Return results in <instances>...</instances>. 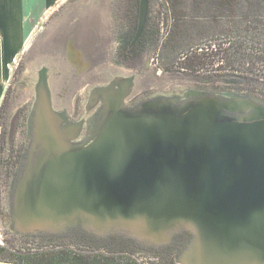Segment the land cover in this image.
Instances as JSON below:
<instances>
[{"label": "water", "instance_id": "obj_1", "mask_svg": "<svg viewBox=\"0 0 264 264\" xmlns=\"http://www.w3.org/2000/svg\"><path fill=\"white\" fill-rule=\"evenodd\" d=\"M148 3L139 0L131 46ZM133 88L132 77L98 88L101 117L77 142L83 123L53 109L40 72L13 189L17 229L119 232L154 245L188 231L179 264H264V105L195 92L127 110Z\"/></svg>", "mask_w": 264, "mask_h": 264}, {"label": "rangeland", "instance_id": "obj_2", "mask_svg": "<svg viewBox=\"0 0 264 264\" xmlns=\"http://www.w3.org/2000/svg\"><path fill=\"white\" fill-rule=\"evenodd\" d=\"M20 1L0 0V5H4L3 9L0 6V26L6 25L13 3ZM129 3L130 0H53L50 7L38 10L37 17L26 18L22 38L8 39L0 34V207L9 205L12 183L19 171L23 148L29 140L26 122L33 101V88L28 81L35 78V71L41 67L54 104L69 110L74 107L77 117L88 108L90 84L104 80L105 72L133 76L137 96L130 103L154 97H175L187 92L219 97L242 94L243 82L240 84L231 77H213L205 72L198 76L162 72L157 67L153 47H148L138 58L126 64L120 63L117 58L120 37L128 31L122 11ZM29 12L33 13V9H27L26 13ZM82 20L96 22L98 27L95 52L89 56V49L84 51L83 62L76 61V50L83 49L76 33V36H70L74 40L56 38L55 42L52 39L57 32L70 35L71 31L78 30L77 25ZM51 42H55V46ZM57 46H62V50L59 51ZM67 46L74 58L67 52ZM89 58L93 64L84 65ZM253 93L251 96L264 104V92ZM2 230L0 228V264H179L168 250L154 249V244L143 243L119 232L96 235L83 229L19 236L6 232L4 235ZM85 231L91 234L89 239L84 235ZM112 235L127 237V241L112 240ZM99 238L104 240L99 242Z\"/></svg>", "mask_w": 264, "mask_h": 264}, {"label": "trees", "instance_id": "obj_3", "mask_svg": "<svg viewBox=\"0 0 264 264\" xmlns=\"http://www.w3.org/2000/svg\"><path fill=\"white\" fill-rule=\"evenodd\" d=\"M138 6L139 0H130L122 11L128 31L120 37L118 60L128 63L153 47L162 72L231 77L243 82L242 95L261 103L251 94L264 92V0H149L143 31L131 46ZM189 237L180 232L170 255L185 248Z\"/></svg>", "mask_w": 264, "mask_h": 264}, {"label": "flooded vegetation", "instance_id": "obj_4", "mask_svg": "<svg viewBox=\"0 0 264 264\" xmlns=\"http://www.w3.org/2000/svg\"><path fill=\"white\" fill-rule=\"evenodd\" d=\"M79 19H81V18H79ZM83 22H84V20L79 21V23H78L77 26H79ZM77 26H75V27H77ZM71 32H70V34H71ZM59 34H61V36H59ZM59 34L57 32L54 35H56V38H58V39L59 38L62 39V37H64V34L69 35L68 33H62V32L59 33ZM120 63L126 64V63H124L122 61H120ZM40 72H42V67L39 68V69H37L35 71V78L34 79L31 78L28 81L29 84H32L31 87L33 88V101H32L31 109L29 111V115L27 117V122H26V126H27V136H28V139L29 140L27 141L25 147L23 148L24 155L20 159L19 171H18L17 176L15 177V179L13 180V183H12V191L9 194L10 195L9 205L7 207H0V228L4 230V231L2 230L3 233H4V235H5V232L8 235L9 234H13V235H19V236L28 235V234H31V233H44V232L54 233V232H52L50 230H35L34 232H27V233L20 232L17 229V226L14 224L13 217H12V215L14 213V208H13V196H14L13 189H14V183H15L17 177L20 175V173L22 171V168H23V160L25 158V153H27L28 148H29V145H30V138H29L30 133H29V130H28V119H29V117L31 115L32 107H33V104H34V101H35L36 85H37V82H38V79H39ZM105 73H107V74L106 75L104 74V76H103L104 77V80L99 81V82H92L90 84L89 89H88V93H87L88 108L83 113V115H80L79 117L76 116L77 114L74 115L75 114L74 107H72V109L69 110L67 107H59L58 105L54 104V102L52 100V96H51V91H50V88H49V83L47 81L48 91L50 93V100L52 102L53 109L56 112L63 113L64 116H65V118L69 122H71V123H76V122H82L83 123L82 133H81L80 137L77 139V142H82V141L87 140L90 127L92 125H94L95 123H97L98 120L101 117L100 111H101V108H102V103L100 101L95 102V97H96V94H97V89L98 88H102V87H108L110 85H114V87L117 88V90H118L125 83V81H126L127 78H129V77H132L133 78L132 75H129V74L126 75L125 73H114V75L113 74L111 75L110 72L109 73L108 72H105ZM123 74H125V75H123ZM89 80H92V79H89ZM191 93H195V92L178 93L177 95H175V97H179L180 98V102H181V101H183L187 97V95H190ZM136 96L137 95H136L135 90L133 88L132 94L124 99L123 105H124V108L125 109H127V110L128 109L129 110L130 109L131 110L137 109L141 103L145 102V101H143V102H139L138 103L136 101V102L130 103L131 100L134 99ZM156 98H159V97H154L153 99H156ZM150 100H152V99H150ZM18 114H20V112ZM69 230H80V231H82L83 229L71 228ZM66 231H68V230H66ZM176 236H177V234H176ZM172 240L175 241L176 240V237H175V239H171L166 244L155 245L154 246V249H158V250L159 249L160 250L165 249V250H168L169 252H172L171 251V247H170L171 244L173 243V242H171ZM183 249L182 248L180 250H179V248L174 249V252L176 253V255H175V259L176 260L179 257L178 254H180V252ZM56 264H59V263H56Z\"/></svg>", "mask_w": 264, "mask_h": 264}, {"label": "crops", "instance_id": "obj_5", "mask_svg": "<svg viewBox=\"0 0 264 264\" xmlns=\"http://www.w3.org/2000/svg\"><path fill=\"white\" fill-rule=\"evenodd\" d=\"M52 3L53 0H22L19 3L14 2L12 7L13 10H9V16L8 18H6L5 21L6 25L0 26V34H2L4 37L8 39L22 38L24 33L23 24L26 22V18L28 19L29 16L37 17L38 10L40 8L41 10L46 9L50 7ZM0 6L2 7V9L4 8L3 7L4 5H0ZM9 9H11V7ZM27 9H33V13L29 12V14H27L26 13ZM3 12H6V10H4ZM18 15H20L21 17L17 18L16 16ZM21 31H22V35L20 34Z\"/></svg>", "mask_w": 264, "mask_h": 264}, {"label": "bare ground", "instance_id": "obj_6", "mask_svg": "<svg viewBox=\"0 0 264 264\" xmlns=\"http://www.w3.org/2000/svg\"><path fill=\"white\" fill-rule=\"evenodd\" d=\"M98 27H97V24H96V22H91V21H86L85 22V20H84V22L82 23V24H80L79 25V28H78V30H76V31H72L71 32V34L70 35H67V36H64V37H62V39L61 40H68V41H70V40H74V38H70V36H76L77 35V37H78V39L80 40V42H79V44H81L82 46L81 47H83V49H82V51L81 50H79V51H77L76 50V53H77V57H76V61H78L79 59L81 60V62H83L82 61V53L84 52V51H86V50H88V55L89 56H92L91 54H92V52H93V54H94V52H95V49H96V41H97V38H96V34H95V31H96V29H97ZM95 29V30H94ZM75 33H76V35H75ZM54 41L55 40H57L56 39V37L55 38H52ZM52 40V41H53ZM56 42V41H55ZM55 42H51V44H52V46H55ZM65 45H68L69 43H64ZM104 44V43H103ZM61 45H62V43H61ZM64 45V46H65ZM51 46V47H52ZM57 47H60L58 50L60 51V50H62V46H57ZM66 50H67V52H70L71 54H72V56H73V58H74V53H72L71 51H69V47L67 46L66 47ZM71 56V57H72ZM83 57H84V55H83ZM88 61L89 62H84L83 64L84 65H92L93 64V60L91 59V58H89L88 59ZM7 73V72H6ZM5 76H6V74H5ZM4 76V77H5ZM3 77V76H2ZM3 77V78H4ZM7 77H8V75H7ZM7 79V78H6ZM1 88V87H0ZM3 88V87H2ZM1 91V90H0Z\"/></svg>", "mask_w": 264, "mask_h": 264}]
</instances>
